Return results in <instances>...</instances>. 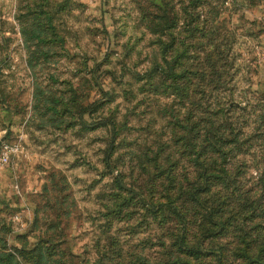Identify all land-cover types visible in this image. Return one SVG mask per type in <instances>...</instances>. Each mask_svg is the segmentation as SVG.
<instances>
[{
    "label": "rangeland",
    "instance_id": "obj_1",
    "mask_svg": "<svg viewBox=\"0 0 264 264\" xmlns=\"http://www.w3.org/2000/svg\"><path fill=\"white\" fill-rule=\"evenodd\" d=\"M259 124L264 0H0V264H264Z\"/></svg>",
    "mask_w": 264,
    "mask_h": 264
},
{
    "label": "trees",
    "instance_id": "obj_2",
    "mask_svg": "<svg viewBox=\"0 0 264 264\" xmlns=\"http://www.w3.org/2000/svg\"><path fill=\"white\" fill-rule=\"evenodd\" d=\"M257 117H258L261 121L263 120L262 117H259L258 115H257ZM261 118H262V119H261ZM258 122H259V121H258ZM262 122H263V121H262ZM230 131L232 132L233 129L231 128ZM231 132H230V133H231ZM252 136H255V137H257V136H262V138L264 139V127H263V126L260 127V124L257 125V130L254 131V132H252V133L247 134V135L245 136V139H243L241 143H245V142L248 141V140L250 139V137H252ZM227 139L229 140V143H234V142L236 143V142H237L238 145L240 144V139H239L238 136L236 135V132H233V136L230 137V138H227ZM215 144H216V143H215ZM236 148H237V150H239L238 147H236ZM234 149H235V148L232 149V146H231V148H229L228 150L219 147V148H216V149L213 148V151L216 152V153H219V151H222V153H224V156H228V158L230 159V158L232 157V154H230V153H231V151H233ZM262 159H264V155H263V158H262ZM213 162H217L216 158H213ZM261 185H262V190L264 191V179L262 180ZM263 194H264V193H263ZM262 202H263V203H262ZM258 204H259V206L262 207V205L264 204V201L258 202ZM43 248H44V245H43V244H39V245H36L35 248L30 249V251H34V250H35V252L41 253L40 255H43V253H42ZM178 249L180 250L181 253H185V254L189 253V250H190V248L188 249L186 246H183V245H181V244L178 245ZM261 249H264V248H261ZM6 255H7V259H10V258H11V253H9V254L7 253ZM36 262H37L36 264H39V261H36Z\"/></svg>",
    "mask_w": 264,
    "mask_h": 264
},
{
    "label": "built area",
    "instance_id": "obj_3",
    "mask_svg": "<svg viewBox=\"0 0 264 264\" xmlns=\"http://www.w3.org/2000/svg\"><path fill=\"white\" fill-rule=\"evenodd\" d=\"M20 144L16 141L0 142V167L9 162L12 154L18 152Z\"/></svg>",
    "mask_w": 264,
    "mask_h": 264
}]
</instances>
